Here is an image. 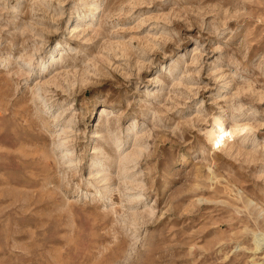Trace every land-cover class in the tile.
<instances>
[{"label":"rangeland","instance_id":"1","mask_svg":"<svg viewBox=\"0 0 264 264\" xmlns=\"http://www.w3.org/2000/svg\"><path fill=\"white\" fill-rule=\"evenodd\" d=\"M0 264H264V0H0Z\"/></svg>","mask_w":264,"mask_h":264},{"label":"bare ground","instance_id":"2","mask_svg":"<svg viewBox=\"0 0 264 264\" xmlns=\"http://www.w3.org/2000/svg\"><path fill=\"white\" fill-rule=\"evenodd\" d=\"M73 28L74 32L80 31L79 26ZM104 112V111H103ZM241 129H229L225 126L222 120L215 122V128L210 132V141L212 142L213 149H222L229 142L230 139H234V135L240 133Z\"/></svg>","mask_w":264,"mask_h":264}]
</instances>
